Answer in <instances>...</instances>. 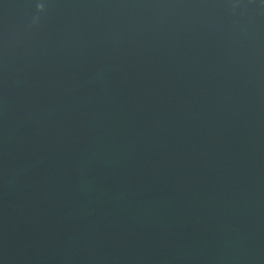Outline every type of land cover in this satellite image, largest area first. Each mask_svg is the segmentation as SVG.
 <instances>
[{
  "label": "water",
  "instance_id": "1",
  "mask_svg": "<svg viewBox=\"0 0 264 264\" xmlns=\"http://www.w3.org/2000/svg\"><path fill=\"white\" fill-rule=\"evenodd\" d=\"M0 264H264V0H0Z\"/></svg>",
  "mask_w": 264,
  "mask_h": 264
}]
</instances>
